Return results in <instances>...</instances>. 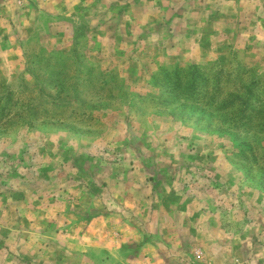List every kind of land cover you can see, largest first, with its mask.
Masks as SVG:
<instances>
[{"label":"rangeland","instance_id":"rangeland-1","mask_svg":"<svg viewBox=\"0 0 264 264\" xmlns=\"http://www.w3.org/2000/svg\"><path fill=\"white\" fill-rule=\"evenodd\" d=\"M0 264H264V0H0Z\"/></svg>","mask_w":264,"mask_h":264}]
</instances>
